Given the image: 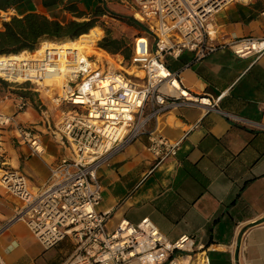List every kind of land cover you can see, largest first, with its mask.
I'll return each instance as SVG.
<instances>
[{
  "label": "built area",
  "instance_id": "obj_1",
  "mask_svg": "<svg viewBox=\"0 0 264 264\" xmlns=\"http://www.w3.org/2000/svg\"><path fill=\"white\" fill-rule=\"evenodd\" d=\"M233 1L131 0L135 15L155 35L150 55H143L136 44L128 59L98 49L103 31L96 26L102 33L91 47L100 55L83 43L59 49L42 40L18 59L0 57V81L14 90L15 109L22 111L34 102L42 133L62 151L46 182L32 188L22 173L8 168L2 132L14 124L35 155L43 152L39 133L0 110V189L21 201L0 222V235L23 222L46 249L69 239L73 249L62 264H197L201 246L192 236L169 240L149 218L137 223L122 218L109 230L110 211L96 210L102 197L97 172L142 135L157 162L174 157L180 140L158 128L159 116L172 109L198 106L248 123L219 109L218 97L190 90L180 71L165 62L166 56L178 58L183 51L192 53V62L220 49H230L238 58L262 54L264 36L218 37L214 15ZM17 15L15 6L0 9V27ZM52 73L59 75V84H43L44 76ZM0 264H5L1 253Z\"/></svg>",
  "mask_w": 264,
  "mask_h": 264
},
{
  "label": "crops",
  "instance_id": "obj_2",
  "mask_svg": "<svg viewBox=\"0 0 264 264\" xmlns=\"http://www.w3.org/2000/svg\"><path fill=\"white\" fill-rule=\"evenodd\" d=\"M32 2L26 11L17 10V16L38 12L60 20L47 15L49 9L39 0ZM261 11L264 0L229 3L214 16L218 37L264 36ZM192 56L183 51L178 58L166 56L165 62L180 71L190 90L218 97L219 109L248 123L198 106L161 114L158 128L170 139L180 140L177 154L157 162L147 150L144 135L127 144L98 169L103 193L96 210L110 211L106 225L112 229L122 218L134 223L149 218L169 240L192 236L201 246L197 264H264V52L238 58L230 49H220L197 62H192ZM12 91L0 81V110L14 112L15 123L34 128L43 152L32 154L29 145L17 138L13 124L2 132V139L5 136L9 142L4 147L3 140L5 162L22 173L32 188H39L62 151L42 133L32 110L39 112L34 102L17 119ZM20 204L0 189V222ZM62 242L56 246L62 247ZM49 249L23 222H15L0 235L5 264H62L70 254L59 249L61 258H56Z\"/></svg>",
  "mask_w": 264,
  "mask_h": 264
},
{
  "label": "trees",
  "instance_id": "obj_3",
  "mask_svg": "<svg viewBox=\"0 0 264 264\" xmlns=\"http://www.w3.org/2000/svg\"><path fill=\"white\" fill-rule=\"evenodd\" d=\"M31 0H0V9L9 6H18L23 2ZM81 0H40L41 5L45 9L62 5L64 11L69 12L77 18L84 20H68L62 23L56 19H49L42 13L27 12L21 17H13L9 22L1 24L0 27V56L14 55L23 50L34 49L38 42L47 39L52 41H60L57 45L67 47L73 42L69 40L88 32V30L96 24V18L107 13V10L100 5L91 8V12L87 13L79 6ZM86 8L89 7L88 2ZM89 15V16H88ZM129 24L140 26L133 19H125ZM105 34L98 42L97 48L109 54H121L126 59L132 54L129 43L122 37H114L109 29H104ZM72 41V40H71ZM53 45V43H52ZM100 54L99 52H96ZM225 110V109H224ZM66 244L67 252H71L73 244L69 239L62 242ZM66 256V255H65Z\"/></svg>",
  "mask_w": 264,
  "mask_h": 264
},
{
  "label": "rangeland",
  "instance_id": "obj_4",
  "mask_svg": "<svg viewBox=\"0 0 264 264\" xmlns=\"http://www.w3.org/2000/svg\"><path fill=\"white\" fill-rule=\"evenodd\" d=\"M32 1L33 0L23 2L20 5L16 6V9L19 12L26 11L27 9H29V7H31V5H33ZM34 1L36 3L38 0L37 1L34 0ZM87 2L89 4V7L86 8ZM95 5H100L107 10L106 14L96 18V24L94 25V26H99L102 29L103 36L105 34L104 29L105 28L109 29L111 31L112 36L124 38V40H126L129 43V45L131 46V49L133 47V44H136V47L141 50V53L143 55H150L152 53L155 35H154L153 31H151L149 29V26H147L145 23H143V21H141L137 15L132 13L133 9L131 7L132 6L131 0H81L79 2V6L83 10H85L87 13H90L91 8H93ZM45 13L47 15H55L56 17H58L60 19L59 21L62 23L65 22L67 19L71 20V17L65 16L68 13L66 14V11L63 12L62 5H59V7L54 6L51 9H49L48 11L45 10ZM69 15H72V14H69ZM76 18L77 17H74L73 20H78V21L84 20V18H79V19L78 18L76 19ZM125 19H133L137 23H139L140 26L131 25ZM103 36H102V38H103ZM43 41L44 42H51L53 44H55V43L57 44V43L61 42L62 40L52 41V40L44 39ZM10 90H11V92H13L12 91L13 89L10 88ZM27 107H30V106H27ZM24 110L17 112V114H16L17 119L19 118L18 115H20ZM32 110L35 113H37L38 119L41 122V117H40L39 112L34 108H32ZM13 113H7V114L12 115ZM15 132H16L17 138L20 139L19 133L16 130H15ZM3 140L5 141L4 147L6 145H9L8 139L5 136L3 137ZM102 193H103V185H101V196H102ZM106 226L109 230L112 229L108 225H106ZM59 249H62L61 253L63 251L66 252L67 251L66 244L62 247L54 246V247L49 249V252L52 253L53 256H55L56 258H61V256L57 253Z\"/></svg>",
  "mask_w": 264,
  "mask_h": 264
},
{
  "label": "bare ground",
  "instance_id": "obj_5",
  "mask_svg": "<svg viewBox=\"0 0 264 264\" xmlns=\"http://www.w3.org/2000/svg\"><path fill=\"white\" fill-rule=\"evenodd\" d=\"M213 22H214V20H213ZM99 35H101L100 29L98 27L94 26V27H91V29L88 30V32L83 33V34L79 35L78 37H76V40H74L75 38L71 39L72 41L69 40L70 42H73L72 45H69L67 47H61V45H59V44L58 45L57 44L52 45L51 42H49L50 43L49 45L57 46L59 49H65V48H74V47H77L79 43H83V44H86L87 46L90 45L89 46L90 48L88 47L89 49H91L95 52H98V51L94 50L93 47H91V45H93L92 42L95 41V39L97 37H99ZM46 43H48V42H46ZM21 53H22V51L18 53L19 56L17 54H14L16 56L7 55L8 56L7 60H15V59H18V58L24 56ZM7 56H0V57H7ZM44 77L45 78L43 79L42 83L45 85H58L60 82V79L58 78L59 75H57V73L45 75ZM19 79H21V78H19Z\"/></svg>",
  "mask_w": 264,
  "mask_h": 264
}]
</instances>
